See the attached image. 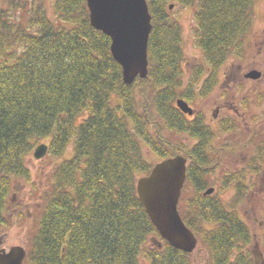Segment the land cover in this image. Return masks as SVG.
I'll list each match as a JSON object with an SVG mask.
<instances>
[{"label":"trees","instance_id":"1","mask_svg":"<svg viewBox=\"0 0 264 264\" xmlns=\"http://www.w3.org/2000/svg\"><path fill=\"white\" fill-rule=\"evenodd\" d=\"M147 1L149 73L131 85L111 38L91 24L87 0H52L54 17L44 0L0 4V227L8 222L13 182L30 177L34 148L48 140L49 153L60 159L29 238L27 264H194L192 253L161 236L138 196V177L154 165L145 148L159 160L188 158L179 210L209 263L254 264L248 245L255 232L264 242V225L254 230L238 206L251 188L247 172L261 176L264 141L252 129L245 143L243 128L237 144L249 162L230 176L221 163L229 140L214 144L200 113H184L176 99H191L205 70L207 89L229 59L248 57L258 0H176L193 8L194 40L204 55L186 84L185 26L171 0ZM218 174L220 190L236 188L231 201L218 189L203 193Z\"/></svg>","mask_w":264,"mask_h":264},{"label":"rangeland","instance_id":"2","mask_svg":"<svg viewBox=\"0 0 264 264\" xmlns=\"http://www.w3.org/2000/svg\"><path fill=\"white\" fill-rule=\"evenodd\" d=\"M7 0H0V4L5 3ZM24 1V0H21ZM33 1V0H31ZM30 0L29 2L32 3ZM175 5L171 9L172 12L181 18L185 26L184 30V41L183 47L186 54V61L184 62V69H185V84L190 81L191 77V70L194 66L204 60V55L199 48V46L195 43L194 34H193V21H194V11L193 8L190 6H181L179 5L176 0H171ZM44 3L47 7L48 13L54 17V10L52 0H44ZM20 11L16 10V14L19 17ZM26 16H29L27 13ZM264 0H258L255 5V15L253 19V26L251 32L248 35V44L246 48V53L248 57L243 61V64L247 67L251 66H260L262 63L257 59L256 61L253 59L254 56L258 55V44L256 42H260L262 35L264 34ZM256 55V56H257ZM234 59H229L225 66L228 67V63L232 62ZM260 63V64H259ZM259 69V68H258ZM204 77V76H203ZM201 77V80L202 78ZM198 81V83L194 86V96L191 99L185 98L190 105H192L198 112L204 113L206 122H209L211 128L213 129L214 133H216L214 138V144H221V141L224 139L229 140L232 139L231 133L225 132L224 130L230 127V124L235 123L236 117L234 116V109L224 108L221 110V115L224 116L222 118L221 125H218V122L213 119V113L215 108L218 104H223L225 101L233 100V96L228 94V87L227 88H219L217 87H207L205 88L206 83L203 81ZM223 83V82H222ZM240 86V85H239ZM226 87V85H225ZM241 91L238 94V99L236 100V104L239 105L240 100H244L248 93V90H253L256 88L255 85H243L241 84ZM216 88V89H215ZM250 90V91H251ZM242 93V94H241ZM243 94H246L243 96ZM250 94V92L248 93ZM256 97V96H255ZM184 98V97H183ZM246 98V97H245ZM248 99H251V97ZM258 100V96L257 99ZM251 103V102H250ZM240 106V105H239ZM250 106V105H249ZM249 106L241 107V111H248ZM221 116V117H222ZM229 126V127H228ZM262 128V127H261ZM261 130V129H260ZM262 134L259 139L264 141V128L262 129ZM186 141H191L188 138H185ZM196 140H193V143ZM41 142H47L48 140H42ZM40 142V143H41ZM39 143V144H40ZM36 148V147H35ZM34 148V149H35ZM147 151L148 159L157 162L159 158L153 152L149 151L148 148H145ZM242 150L238 146H234L231 148L227 155L223 156L221 159V163L223 165V172L228 171L230 176H236L233 173L241 172L244 166L249 161H245L243 163L241 154ZM246 152H244V155ZM239 159V161H238ZM60 160L59 158L53 156L49 152L42 158H36L33 152L27 157V166L30 169V177L29 178H16L13 182V189L9 196L10 205L7 208V212H5L8 222L3 225L4 230H8L9 232V239L12 243H19L18 245L23 246L25 249L29 247V238L31 232H34L35 227L37 225V221L39 219L40 209L42 208L44 193L49 187V178L50 174L52 173V169L54 167L55 161ZM259 165H264L263 160L260 159L258 162ZM261 165V166H262ZM264 167V166H263ZM246 175L248 183H250L251 188L246 192L245 201L243 204L238 206V210L240 212L241 217L248 221L254 228V230H258L259 226L264 225V191H260V188H264V178H258L256 173L251 171ZM218 174L217 182L215 186L218 190L221 186V177ZM262 175V172L260 173ZM252 177V179H251ZM264 177V173L263 176ZM224 190H220V196L226 200H232L234 195L236 194V188L234 186L224 187ZM15 197V198H14ZM17 207H23L22 210H19L18 213L14 214V211ZM1 229V228H0ZM254 241L249 246L251 250L252 257L258 259V264H264V242L259 239L254 234ZM27 251H26V258L25 263L27 264ZM193 262L194 264H207L209 262L208 251L205 249L204 245L200 243L198 248L192 252ZM253 258V259H254ZM210 264V263H209Z\"/></svg>","mask_w":264,"mask_h":264},{"label":"water","instance_id":"3","mask_svg":"<svg viewBox=\"0 0 264 264\" xmlns=\"http://www.w3.org/2000/svg\"><path fill=\"white\" fill-rule=\"evenodd\" d=\"M91 24L111 38V51L122 66L125 84L131 85L149 73L148 42L152 30V14L147 0H87ZM174 3L170 4V8ZM257 79L261 71L254 68L246 74ZM177 106L192 115L194 108L183 98ZM49 144L41 142L34 149L36 158L44 157ZM187 178V157L176 154L157 161L150 172L137 180V193L159 233L176 248L192 252L199 239L185 223L179 210L180 197ZM215 190L209 187L205 194ZM161 245V244H160ZM26 249L14 245L0 252V264H25Z\"/></svg>","mask_w":264,"mask_h":264},{"label":"flooded vegetation","instance_id":"4","mask_svg":"<svg viewBox=\"0 0 264 264\" xmlns=\"http://www.w3.org/2000/svg\"><path fill=\"white\" fill-rule=\"evenodd\" d=\"M264 25V24H263ZM264 29V27H263ZM264 31V30H263ZM258 44V55L254 56V60L256 61L257 59H259V61L262 63V65L260 64V66H251V67H246L243 64V59L241 58H233L234 60H232V62H230V64L228 63V67L223 65L221 66L218 71H217V81L215 82L214 85H212L213 87H217L219 88L221 86V88H227L228 94L233 96V100L230 101H225V103L223 104H218L215 108V111L213 113V119L215 121L218 122V125H221V120L224 116H222L221 110L225 107L227 108H231L234 109L235 113L234 116L236 117V121L234 123L230 124V133L232 136V139H230V149L233 148L234 146H238L237 143L242 142V135L241 132H243V128L245 129L244 132V137H245V143H248L250 141V136L245 135V133L250 134V131L253 129L254 130V134L257 133L258 134V138L261 137L262 134V129L264 128V34L262 35L260 42H256ZM258 69L261 71V77L258 79H253V78H249L246 76L247 72H249L251 69ZM209 73V70H205V72L203 73V78H202V82L206 81V76ZM223 82V83H222ZM241 84L243 85H255L256 88L253 90H248V93L250 92V94L247 93L243 94V99L244 100H240L239 105L236 104V100L238 99V94L241 91ZM226 85V87H225ZM240 85V86H239ZM216 89V88H215ZM242 94V93H241ZM256 96V97H255ZM258 96V100L257 99ZM248 97L251 99H248ZM237 98V99H236ZM251 102V103H250ZM250 105V106H249ZM246 107L249 106L248 111L246 113V111H241V107ZM200 113V115L204 118L205 120V116L203 115L204 113L202 112H198V110H196L195 108V112L194 114L190 115V116H194L196 114ZM187 114V113H186ZM222 116V117H221ZM206 121V120H205ZM207 125L210 126L211 125L209 122H206ZM262 127V128H261ZM212 129V128H211ZM261 129V130H260ZM213 130V129H212ZM216 134V133H214ZM216 136V135H215ZM215 138V137H214ZM258 140V139H257ZM260 140V139H259ZM242 152L241 154L243 155L242 157V162L245 163V161H247L246 156L244 155L245 152V148H241ZM239 161V159H238ZM264 165H262V167L260 168V172H262V175L259 176L258 178H264L263 173H264ZM260 191H263L264 188H260ZM15 198V197H14ZM23 207H17L14 211V214L18 213L19 210H22ZM0 252L3 253L4 251H9L11 249L12 246L14 245H18L19 243H12L11 240L9 239V232L8 230H4V226L0 227ZM26 251H27V247H26ZM254 257H252L253 259ZM254 264H258V259L254 258ZM207 264H209V262H207Z\"/></svg>","mask_w":264,"mask_h":264},{"label":"bare ground","instance_id":"5","mask_svg":"<svg viewBox=\"0 0 264 264\" xmlns=\"http://www.w3.org/2000/svg\"><path fill=\"white\" fill-rule=\"evenodd\" d=\"M196 236L198 237V235L196 234ZM198 239H199V237H198ZM199 241H200V239H199Z\"/></svg>","mask_w":264,"mask_h":264}]
</instances>
